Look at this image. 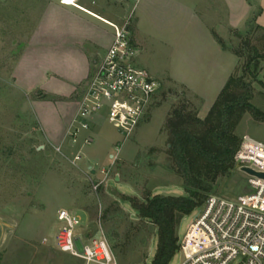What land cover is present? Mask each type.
<instances>
[{"label": "rangeland", "instance_id": "1", "mask_svg": "<svg viewBox=\"0 0 264 264\" xmlns=\"http://www.w3.org/2000/svg\"><path fill=\"white\" fill-rule=\"evenodd\" d=\"M43 14L41 0H0V264H83L56 246L61 208L81 215L82 230H102L119 264H152L156 225L139 217L126 198L186 195L168 152L165 124L176 108L204 119L217 94L189 92L169 76L187 75L176 39L206 35L147 24L134 30L128 20L131 41L138 47L136 63L161 86L127 139L102 112L95 120L99 124L94 125L93 142L83 144L90 132L81 130L78 142L70 144L68 131L99 59L86 66L77 51L89 46L47 43L50 30L36 29ZM48 18L43 16L44 24ZM262 34L255 25L246 33L233 31L230 46L241 49L244 37L250 36L261 48L256 39ZM244 61L237 57L235 75L241 74ZM263 66L251 82L250 102L264 113ZM191 74L190 69L192 79ZM236 133L264 142V117L245 113ZM94 184H99L96 189ZM247 190L246 173L234 166L213 182L205 199H232ZM194 214L184 216L176 228L179 243ZM182 261L177 251L169 264Z\"/></svg>", "mask_w": 264, "mask_h": 264}, {"label": "built area", "instance_id": "2", "mask_svg": "<svg viewBox=\"0 0 264 264\" xmlns=\"http://www.w3.org/2000/svg\"><path fill=\"white\" fill-rule=\"evenodd\" d=\"M78 7V0H59ZM114 37L96 64L68 133L77 143L81 130L102 112L122 134L130 137L152 103L160 82L136 63L138 49L131 41L129 22L113 24ZM92 136L83 139L90 144ZM60 151V147L56 148ZM113 155H111L112 157ZM76 159H80L77 155ZM235 167L264 173V142L244 134L234 156ZM247 192L236 198L208 196L197 207L179 243L181 264H264V178L247 174ZM99 184H94V189ZM55 243L83 264H119L102 230L90 234L77 211L56 213Z\"/></svg>", "mask_w": 264, "mask_h": 264}, {"label": "crops", "instance_id": "3", "mask_svg": "<svg viewBox=\"0 0 264 264\" xmlns=\"http://www.w3.org/2000/svg\"><path fill=\"white\" fill-rule=\"evenodd\" d=\"M41 1L43 16L49 18L44 24L42 16L36 29L50 30L45 39L49 44L89 46L77 51L78 59L86 66L89 61H100L105 54L114 37L113 24L122 25L129 20L134 30L147 24L205 33L204 38L176 39L187 75L179 72V76H169L196 94L212 91L218 95L234 73L237 57L230 46L233 31L246 33L252 25L264 29V0H78V7L59 0ZM62 12L68 15L63 18L59 15ZM190 69L192 79L188 76ZM96 124L85 130L90 132L92 142Z\"/></svg>", "mask_w": 264, "mask_h": 264}, {"label": "trees", "instance_id": "4", "mask_svg": "<svg viewBox=\"0 0 264 264\" xmlns=\"http://www.w3.org/2000/svg\"><path fill=\"white\" fill-rule=\"evenodd\" d=\"M251 43L244 37L243 48L233 50L238 59L245 57L241 74L229 76L204 119L176 108L168 117V152L183 179L186 195L178 197L155 194L143 198L127 197L138 216L154 223L157 228L156 253L152 264H169L179 250L176 228L181 219L199 207L213 182L234 168V156L240 143L236 130L245 113L264 117L251 104L252 84L264 65V29ZM221 42V40L216 36ZM244 50V51H243Z\"/></svg>", "mask_w": 264, "mask_h": 264}, {"label": "water", "instance_id": "5", "mask_svg": "<svg viewBox=\"0 0 264 264\" xmlns=\"http://www.w3.org/2000/svg\"><path fill=\"white\" fill-rule=\"evenodd\" d=\"M240 170L245 172V173H247V174L256 175L258 177L264 178V173L255 172L251 168L241 167ZM163 195H169V196H174V197H178L179 196V194H175V193H170V194L163 193Z\"/></svg>", "mask_w": 264, "mask_h": 264}]
</instances>
